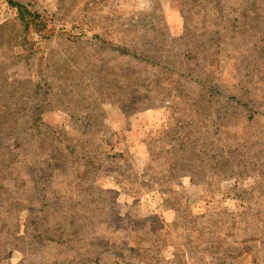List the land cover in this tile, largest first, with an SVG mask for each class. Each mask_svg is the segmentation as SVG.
Wrapping results in <instances>:
<instances>
[{
  "label": "rangeland",
  "instance_id": "obj_1",
  "mask_svg": "<svg viewBox=\"0 0 264 264\" xmlns=\"http://www.w3.org/2000/svg\"><path fill=\"white\" fill-rule=\"evenodd\" d=\"M16 1L0 264H264V0Z\"/></svg>",
  "mask_w": 264,
  "mask_h": 264
},
{
  "label": "trees",
  "instance_id": "obj_2",
  "mask_svg": "<svg viewBox=\"0 0 264 264\" xmlns=\"http://www.w3.org/2000/svg\"><path fill=\"white\" fill-rule=\"evenodd\" d=\"M9 5L13 8H15L18 12L19 18L20 20L24 23L25 27H28L29 25H38L40 24V22L37 23V21L39 20L40 16L39 14L35 13V12H31L25 5L21 4L20 2L16 1V0H7ZM43 26V25H42ZM44 27V26H43ZM124 53H129V51L127 49H122ZM17 206L16 210H18L20 207L18 205V203H16ZM38 213H41L38 209H37ZM37 212H33V214L28 218L29 220L31 219H35L36 222H39L41 220V218H39L37 216ZM37 233H30L32 235H34L35 238H42L44 236V233H42V231L40 230V227L37 226L36 227ZM20 239H23V236H19ZM19 237H17V239H19ZM48 240H57L55 239L54 235L48 237L46 235V237Z\"/></svg>",
  "mask_w": 264,
  "mask_h": 264
}]
</instances>
